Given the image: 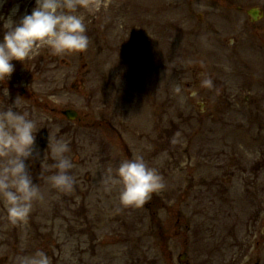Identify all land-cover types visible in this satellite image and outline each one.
I'll use <instances>...</instances> for the list:
<instances>
[{"label":"rangeland","instance_id":"374dc122","mask_svg":"<svg viewBox=\"0 0 264 264\" xmlns=\"http://www.w3.org/2000/svg\"><path fill=\"white\" fill-rule=\"evenodd\" d=\"M16 5L19 18L35 0L0 15ZM78 14L85 52L41 47L0 83V111L20 98L41 128L26 164L44 196L15 223L0 200V264L36 250L51 264H264V0H80ZM55 138L70 141V193L48 181ZM136 156L165 188L122 206L108 177Z\"/></svg>","mask_w":264,"mask_h":264},{"label":"clouds","instance_id":"9594fccd","mask_svg":"<svg viewBox=\"0 0 264 264\" xmlns=\"http://www.w3.org/2000/svg\"><path fill=\"white\" fill-rule=\"evenodd\" d=\"M4 3L6 0H0V8ZM79 4L80 0H35L30 14L17 18L19 5H16L7 16L0 15V83L7 82L13 74V61L23 64L41 47L60 56L85 52L90 41L84 18L78 14ZM3 93L8 95L7 88ZM19 99L0 111V200L14 223L26 220L33 203L44 200L40 186L34 183L26 164L38 155L36 139L41 128L36 119L18 110ZM70 151V141L63 138L49 140L48 152L54 161L49 167L56 172L48 177V181L65 193L72 192L75 184V178L70 174L74 168L68 155ZM108 182L119 186L122 206H143L165 188L158 169L149 166L142 156L120 161ZM16 259L17 264H51V258L43 250Z\"/></svg>","mask_w":264,"mask_h":264},{"label":"water","instance_id":"95a60500","mask_svg":"<svg viewBox=\"0 0 264 264\" xmlns=\"http://www.w3.org/2000/svg\"><path fill=\"white\" fill-rule=\"evenodd\" d=\"M249 14H251V15L254 16V14H253L252 11H250ZM254 18H256V17H254ZM63 115L66 116V118L69 119V120H73V119H75L76 116H77L76 112H75V111H72V110H67V111H65V112L63 113Z\"/></svg>","mask_w":264,"mask_h":264}]
</instances>
